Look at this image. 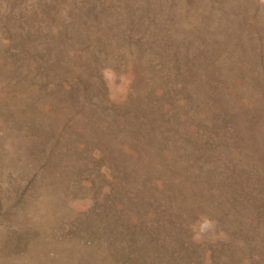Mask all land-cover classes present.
<instances>
[{
	"label": "rangeland",
	"instance_id": "1",
	"mask_svg": "<svg viewBox=\"0 0 264 264\" xmlns=\"http://www.w3.org/2000/svg\"><path fill=\"white\" fill-rule=\"evenodd\" d=\"M0 264H264V0H0Z\"/></svg>",
	"mask_w": 264,
	"mask_h": 264
}]
</instances>
